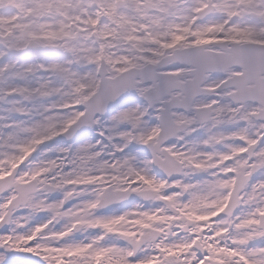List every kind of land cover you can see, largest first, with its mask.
Returning a JSON list of instances; mask_svg holds the SVG:
<instances>
[{
    "label": "snow or ice",
    "instance_id": "obj_1",
    "mask_svg": "<svg viewBox=\"0 0 264 264\" xmlns=\"http://www.w3.org/2000/svg\"><path fill=\"white\" fill-rule=\"evenodd\" d=\"M0 264H264V0H0Z\"/></svg>",
    "mask_w": 264,
    "mask_h": 264
}]
</instances>
